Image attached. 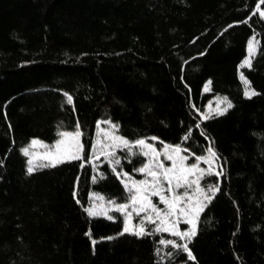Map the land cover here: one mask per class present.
<instances>
[{"label":"trees","instance_id":"trees-1","mask_svg":"<svg viewBox=\"0 0 264 264\" xmlns=\"http://www.w3.org/2000/svg\"><path fill=\"white\" fill-rule=\"evenodd\" d=\"M259 11L264 0H0V264H264ZM217 98L232 107L205 119ZM101 122L130 145L215 152L223 170L202 180L218 190L188 244L194 259L169 235L123 232L117 211L89 215L93 194L128 204L123 176L140 180L147 164L133 148L92 163ZM77 130L83 159L28 173L33 140Z\"/></svg>","mask_w":264,"mask_h":264},{"label":"rangeland","instance_id":"rangeland-1","mask_svg":"<svg viewBox=\"0 0 264 264\" xmlns=\"http://www.w3.org/2000/svg\"><path fill=\"white\" fill-rule=\"evenodd\" d=\"M259 13H263L262 11H259ZM262 15V14H261ZM264 16V15H263ZM254 45L253 50L250 51L249 45ZM259 47V43L257 41L256 38L251 39V41L248 44V58L246 60H250L251 64H252V60L258 50ZM245 60V61H246ZM249 66H247L245 64V62L242 65V68H248ZM242 80L245 84V90L246 91H253L250 87L249 84L247 82V84L245 83V81H247L244 76H242ZM206 89V88H205ZM208 90H205L206 92H209V86H207ZM254 96V95H253ZM252 97V96H251ZM225 99H221V98H217L215 100H213L211 102V104L208 107L207 113L206 114H210L211 116H215V110L217 108L223 109L225 107H227L226 103H220V101H223ZM229 109V108H228ZM205 117V115L203 116ZM112 122H101L98 125L97 128V132L95 134V141H94V150H93V160L92 163L94 161H99L102 159H111L112 157H114L118 151L122 150V149H129V148H133L138 150L141 154L144 155L145 152H148L149 155H144L146 160H147V164L144 166L146 167L148 165V162L150 160L153 161V170L159 171V169H156L155 165L156 162L159 161L163 164L164 168H171L173 166V160H177L178 161V157L177 155L172 151V149L176 148V147H171V146H158L157 145V141L152 140V141H145L147 145H150L151 147H144V146H140V145H130L128 143V146H124L122 144H120L119 140L115 139L116 137L122 138L120 137V135L118 134V128L115 125V127H113ZM81 133V131H79ZM61 140V139H60ZM64 142L63 144H61L60 146V152L63 153L64 149L68 146L74 143V141L72 140L71 137H64L63 138ZM79 142L80 144L83 145V137H82V133L79 137ZM43 145H47L42 143ZM55 145V144H54ZM48 147H42L41 145H36V146H32V144L29 147L30 153H35L36 154V158L33 161V165L35 166V170L41 168L40 165L42 164H46L49 162L48 159L45 158V156H53L56 153V149L53 148V145H47ZM154 150V151H153ZM165 151H167L168 155L173 156V160H168L167 156L165 155ZM155 153H159L158 156L155 155ZM212 153L215 154V152L211 151L207 157L205 158H201V159H197V158H193L188 156L184 150L181 149L180 151V156H184L186 157L185 159V167H190L193 164L198 165L199 169L204 170V174L201 176L199 172L195 173V174H191L188 176L189 180H196L197 177H199L198 183H199V187L201 189H203L205 192H208L207 189L203 188L202 186V180L205 176H210V175H216L218 177H221L222 174V165L219 162L217 155L215 154V156L212 155ZM81 155V159L84 158V146H83V150L80 153ZM28 159H33L32 155H28L27 156ZM79 160V159H77ZM71 161H75V160H66V162H71ZM64 163H59L58 165L64 164ZM216 173H219V175H217ZM141 174V179L137 180V179H133L127 175L123 176V181L124 184L127 188V190L129 191V188H131L133 183L136 184H140L141 182L147 180L149 181V187L151 185V181H152V177L148 176L147 173H142ZM161 184L163 185V187L165 188L164 191V195L171 198L172 193H169L167 191L168 188V184L166 181H164L161 178ZM176 194H182L185 191H188L189 195L191 196V201H188L187 198H185V200L183 202H181L178 205L177 208V213L175 216H169L167 218V223L166 224H162V219L165 215L166 212V205L161 203L159 200L158 196H152L150 194V191L146 193V195L149 196V199L151 200V203L153 205H155L157 208L161 209V218H157L155 213H152L150 210L147 212H142L140 213V215H137V209L140 207L139 204L137 205H132V201H131V197L135 194V189H133L132 191H129L130 193V202L128 204H126L127 208L124 211L118 210L119 206H121L122 204H118L116 202H108L106 201L102 196L97 195V194H93L91 197V203L89 205V210H94L96 211L97 215L100 216H105V217H110L111 213L114 211L119 212L120 214L123 215L124 220H125V225L128 224V213L130 212L131 215V226L135 229H138L141 226V223L143 224V228L145 229V232L147 231V229H153L156 232H159L161 234H166L169 235L170 237L173 238L174 242H181L182 246L184 244H189V241L185 238L182 239L181 237L175 236L172 234V226L173 224H175V230L177 231H187L188 229L191 228V225L186 223L185 221L187 219L192 218L191 215L189 216H184L181 215V213L179 212V208L183 207L185 208V210L188 209L189 203L192 204L193 207H195L197 205V201H203L204 203V207H203V211L204 209L207 207V205L210 203V201L212 200L214 194L216 193V191L214 192V194L212 193H208V195L211 196L210 201H207L204 199V196L200 195V193H198L196 191V185H193L192 188L186 189V188H179V189H175L174 190ZM199 212V216L196 219V224H197V229H198V223H199V219L200 216L202 214V212ZM146 215H151L153 220L155 221V223H151L147 220H143V217ZM160 227H168L169 231H157V228ZM193 239V238H192Z\"/></svg>","mask_w":264,"mask_h":264},{"label":"snow or ice","instance_id":"snow-or-ice-1","mask_svg":"<svg viewBox=\"0 0 264 264\" xmlns=\"http://www.w3.org/2000/svg\"><path fill=\"white\" fill-rule=\"evenodd\" d=\"M262 15H264V13H261ZM250 51L253 50L254 45H249ZM245 64L247 66H251V62L250 60H246ZM210 83V82H209ZM245 83L247 84V81H245ZM205 90H208L207 87ZM245 95L248 96L249 98L253 95H256V93L254 91H245ZM69 102L71 101V97H68ZM220 103H226L227 107L220 109L217 108L215 110V114L216 115H224L225 112H227L228 108L232 107V104L230 102H228L225 98V100L220 101ZM211 107V106H209ZM205 119H210L212 118V116L210 114H205ZM113 127H115V125H113ZM58 135L61 137V140L57 141L55 145H53V148L56 149V153L53 156H45L46 159L49 160L48 163L46 164H42L40 165L41 167H55L57 164L59 163H64L66 162V160H77V159H81V155L80 153L83 150V145L80 144L79 142V137L81 135V133L77 130L74 133H68V132H59ZM64 137H71L72 140L74 141L73 144L68 145L65 149L64 152L61 153L60 152V146L61 144H63ZM115 139L119 140L120 144L124 145V146H128V141L124 140L123 138H119L116 137ZM32 146H36V145H41L42 147L47 148V145H43L42 142L38 141V140H33L32 142ZM137 145L140 146H144V147H151L150 145H147L145 140H138L136 141ZM154 151V150H153ZM172 151L177 155L178 157V161L177 160H173V156L168 155L167 151H165V155L167 156L168 160H173V166L171 168H164L163 164L159 161L156 162V169H159V171L153 170V161L150 160L148 162V165L146 167H142L139 169L140 172L142 173H147L148 176L152 177V181H151V185L149 187V181L145 180L143 182H141L140 184H136L133 183L131 188H129V191H132L133 189H135V194L131 197V201H132V205H137L139 204L140 207L137 209L136 214L140 215V213L142 212H147V211H151L152 213H155L157 218H161V209L157 208L155 205H153L151 203V200L149 199V196L146 195L147 192L150 191V194L152 196H158L159 200L161 203L166 205V212L165 215L162 219V224H166L167 223V218L169 216H175L177 213V208L178 205L183 202L185 200V198H187L188 201H191V196L189 195L188 191H185L182 194H176L175 193V189H179V188H192L193 185H196V191L198 193H200V195L204 196V199L207 201H210L211 196L208 195V193H212L214 194V192L218 189H214L212 187L208 188V192H205L203 189H201L199 187V177H197L196 180H189L188 176L191 174H195L197 172L200 173V175L202 176L204 174V170L199 169L198 165L193 164L190 167H185V159L186 157L184 156H180V151L181 149L179 147H176L174 149H172ZM24 155L28 156V155H32L33 159H30L28 161L29 167L27 168L28 173H32L35 170V166L33 165V161L36 158V154L35 153H30L29 148H24L23 149ZM144 155H149L148 152H145ZM156 156L159 155V153H155ZM213 156H215L214 153H212ZM197 159H201V158H197ZM117 163H119V161H117ZM217 175H219V173H216ZM161 178L167 182L168 184V188L167 191L169 193H172L171 198L165 196L163 193L165 191V188L163 187V185L161 184ZM204 203L203 201H197V205L195 207L192 206L191 203H189L188 209L185 210V208L180 207L179 208V212L181 213V215L184 216H189L191 215L192 218L187 219L185 222L191 225V228L188 229L187 231L181 232V231H177L175 230V224H173L172 226V234L178 237H181L182 239H187L189 242L192 240V238H194L197 235V224H196V219L199 216V212L203 211V207H204ZM127 206L126 205H121L119 206L118 210L124 211L126 210ZM89 211V215L95 216L97 215L96 211L94 210H88ZM131 213H128V224L125 225V227L123 228V232L125 233H132L134 235L137 236H143L145 235V229L143 228V224L141 223V226L138 229H135L131 226ZM109 219H111V217H109ZM143 220H147L151 223H155V221L153 220L151 215H146L143 217ZM157 231H169L168 227H160L156 229ZM162 243H164V241H162ZM167 243L171 244L173 243L172 241H168ZM183 251L188 253L189 257L194 259V257H192L191 251L188 248V244H184L183 246Z\"/></svg>","mask_w":264,"mask_h":264}]
</instances>
